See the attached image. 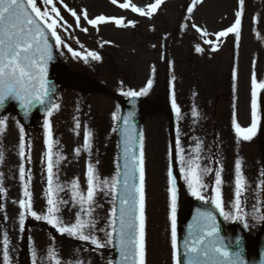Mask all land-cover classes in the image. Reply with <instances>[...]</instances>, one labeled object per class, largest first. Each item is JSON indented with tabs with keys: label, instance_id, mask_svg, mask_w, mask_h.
<instances>
[{
	"label": "snow or ice",
	"instance_id": "obj_1",
	"mask_svg": "<svg viewBox=\"0 0 264 264\" xmlns=\"http://www.w3.org/2000/svg\"><path fill=\"white\" fill-rule=\"evenodd\" d=\"M113 4L117 0H111ZM200 0H192V6L187 8L191 14L193 8ZM164 3V0H155L146 8L131 5V11L138 13L142 17H151L153 13ZM240 8L235 12V21L226 30L216 34V39L228 37L229 34H235L237 45L241 34V17L244 14L245 0H239ZM51 6V8H49ZM43 7V10H42ZM42 7L38 0H0V109H3L9 100L16 101L27 115L32 109L39 105L42 106L47 116L51 117L53 111L60 105L55 102L50 92L55 90L50 86L48 79V70L50 62L54 60V49L58 50L61 46L66 47L68 52L74 58L83 59L88 62L89 58L94 61L101 59L96 51H88L82 55L79 51H73L68 47L58 34L57 21L61 18L60 12L53 4V0H42ZM119 7L128 9V3H122ZM76 18L79 26L80 17L73 11L71 13ZM190 19L191 17H187ZM84 19L87 23L96 26L107 22L109 18L99 15L95 19H88L87 13H84ZM114 19V23L120 27H127L131 24L135 26L134 21L125 23L123 18ZM186 27V25H184ZM193 27H196L193 25ZM85 32L87 29H83ZM202 36L208 33L201 29H196ZM204 43L213 44V41L205 39ZM216 51L215 46L212 47ZM196 51L203 49L197 45ZM235 76V73H233ZM252 101L250 127L244 128L233 118L232 126L235 129L237 142L250 141L256 134L257 129V89L264 90V82H257L255 75L252 77ZM152 87V80L147 82V87L139 91L122 90L121 94L125 97L135 99L146 95ZM172 109L175 112L176 119L181 120V108L178 106L175 96L172 98ZM120 106L117 105L112 119L119 122L123 120L122 128H113L112 131H120L122 140L123 167L118 166L115 176L110 180L101 179L98 170L92 163L87 166L86 173V191L81 188L78 180H72L70 184H62L59 179V165L64 160L63 155L54 151L55 142L51 124L48 119L44 120L45 140L47 151L46 174L47 187L45 189L46 210L37 212L33 210L32 192L29 189L31 181V172H26L24 160L25 136L24 129H20L19 157V179L23 184V198L19 200L21 211L19 217V232H25L26 217L34 218L36 221H44L51 225L57 233L66 234L75 237L79 241L88 242L93 246L94 251L106 248H114L119 259L108 260V264H145V169H144V136L138 133L136 125L132 122L134 113L128 112L121 117ZM192 116L199 114L195 108L192 109ZM5 118L0 115V128L3 127ZM75 127H81L77 121ZM92 132L88 129L84 131L83 150L91 153L92 150ZM81 149H76V155L80 154ZM202 145L196 142L192 155L185 156V149L181 143L179 129L173 147V161L178 157L180 164V175L187 184V188L192 196L208 203L210 202L219 210V215L225 220L243 219L242 216L233 217L232 213L226 212L221 201L220 186L222 183L221 170L214 172L215 196L207 201L202 194V190L208 187L206 177L213 173V167L210 164H202L204 157L201 156ZM3 154L0 153V161H3ZM30 163V158H29ZM235 203L232 207L237 213L243 212L242 198L248 187L242 174V161L235 160ZM56 169V171H54ZM168 191L170 193V221H171V248L175 264H246L241 253L243 247L237 248L240 238L235 241L225 243L220 235V229L217 222V216L213 210L197 209L193 222L188 225V233L184 238L182 252L178 248L177 239V178L173 175L172 168L168 170ZM264 184V180L261 181ZM4 188L0 186V194L4 193ZM70 193V199H65L61 193ZM103 195L110 197L112 208L110 215L105 218L106 227L98 228L99 217L95 214L96 209L102 207L97 197ZM77 208L74 222H65L61 213L69 205ZM264 220V216L258 217ZM248 225L245 224L244 227ZM98 233H103L99 236ZM3 253L2 264H13L10 259V236L7 232L3 234ZM230 247L237 248L230 251ZM48 264H62L58 252L54 248H49L46 253ZM32 264H44L43 258L38 256L35 247L31 250ZM75 264H83L79 259Z\"/></svg>",
	"mask_w": 264,
	"mask_h": 264
},
{
	"label": "rangeland",
	"instance_id": "obj_2",
	"mask_svg": "<svg viewBox=\"0 0 264 264\" xmlns=\"http://www.w3.org/2000/svg\"><path fill=\"white\" fill-rule=\"evenodd\" d=\"M126 1L127 0H117V3H125ZM133 1V4L135 3L137 7L144 8L150 3L155 2V0ZM254 1L255 0H245L244 10L246 16H249V18L253 20L254 25L257 26L260 19L264 18V0H257L259 2V8L257 10H253L255 9V7L252 6ZM186 2L187 0H164L158 13H153L151 17H140L138 13H133L131 11L132 4L130 3H128L130 5L128 9H122L117 6V3L113 4L111 0H53V4L60 12L61 18L57 21L59 26L58 34L61 35L64 43L67 44L68 47H71L73 51L81 52L82 55H86L88 51H96L101 59L99 61H94L89 58L88 62H85L83 59L74 58L72 54L68 52L67 48L63 46L60 48L61 57L64 60V63L72 69L89 71L95 79L99 80L103 86L111 91L116 90L119 91L118 93H121L124 88V91L128 88L139 91L142 88L147 87V82L149 80H152V85L156 81L163 83L166 67L161 62L160 57L162 47L161 43L159 45L158 43L160 42L162 33L163 35L166 34V36L170 35L168 41L173 39L172 44L174 48L178 49V54L175 55V66H173V55L171 54V51L173 50L174 52V49L167 52L169 63L171 62L169 68L171 70L172 67L174 70V72H171L173 73L172 79H174L176 90L183 95L184 92L188 91L189 86V79L188 77L185 78L187 74H194V72L198 71L197 69H201L202 71L207 69L214 71L217 69L220 71L222 67V63L221 66L207 64L206 67H200L199 64H197L194 67H190L193 66V64H188L189 62L185 60V53L183 52L185 49V42L184 40L180 41L182 35L179 32L180 28L178 29V24H180L182 30L185 25V13L187 12L183 11V5H186ZM38 3L42 7V0H38ZM186 6L188 8V5ZM202 7V10L200 9L196 13V17L198 18L196 20H199L204 14H206V17L209 18L207 23L210 26H213L221 25L218 24V18L221 17V19H224V14L230 16L231 12L240 8V5L239 0H210ZM211 7H216L218 9L211 10ZM49 8H51V6H49ZM203 9H205L206 12ZM73 11H75L77 16L80 17L79 26H77L76 18L71 15ZM85 12L87 13L88 19H95L97 15L102 14L117 15L114 14L117 12L120 14L119 16L123 18L125 23L134 21L135 26L133 27L129 24L127 27H120L114 22L112 24L104 23L101 26H92L84 19ZM201 12L202 15L200 17ZM189 15L190 14L188 13V16ZM85 28L87 29L86 32L83 30ZM183 36L185 37L184 34ZM261 39L262 38L255 29L253 41L255 42V50L257 49L258 44L261 43ZM175 40L179 46L175 44ZM168 43H171V40L170 42H167V44ZM229 56L231 59V53H229ZM158 69L159 71L157 75L156 70ZM224 70L225 67H223V71ZM244 72H246V70H243V79L241 80L240 85L241 88L237 87V89L232 91L231 102L235 110L239 111V116H244L247 120V118L250 119L249 98L251 82L248 83V79L244 77ZM155 74L158 77L157 80H154L153 78ZM177 75H180V77ZM183 82H185V84H183ZM79 87L81 88L79 84H74L72 81L65 80L61 89L62 94L60 95L58 103L60 107L57 110L69 107L67 103L72 105L74 98H78L80 104L78 107L79 111H72L71 106L69 107V112L72 117L68 118L70 120H67L66 128L70 129V133H68V136L63 143L65 149H60L59 151L64 154L70 153L75 157L81 158L79 163H73L74 170L72 174L75 175L73 180H78L81 188L86 191V173L90 161L84 157L88 152L83 150L84 141H81V138L82 140L84 138V131L87 129V122H85L87 117L85 111L86 106L89 103L91 104L93 107V111H90L92 112V115L95 114L94 111H102L104 113L105 118L103 121L107 124L105 128L106 131L110 126L115 128V121L112 122V114L115 112L116 108L114 105L115 100L111 94L95 93L86 95L83 91H79ZM82 92V95L79 94ZM229 93V91H219L215 95L210 94L209 99L206 98L204 101V105L209 103L211 106L210 111H215V108H217L216 111H231V107L229 106L230 102L228 101L229 103H227L225 101V99H230ZM197 99L201 100V98ZM162 116L157 117V120L152 126L153 130L157 129L158 140L156 141V144L162 153H158L157 156L154 157L155 165L150 172V183L154 186V200H151L150 196V203L149 205L146 203L145 206V209L147 210L149 208L150 212V227L148 230L145 228V262H147L149 258V264L152 257L160 262H163L164 259V264H166V259L169 263V255H171L172 250L170 221L171 198L168 191L169 188L165 187L168 186L166 181L167 155H165V149H163L165 145V136L162 131L163 125H160L159 123L160 118L164 117ZM77 121H79L81 125L79 129L75 127ZM5 125L8 126V133L13 140L12 145L15 155H19L20 129L23 127H21L15 119L7 120ZM111 133L113 132L111 131ZM24 136L26 141V139L31 137L30 132L25 133L24 130ZM78 148L81 149V151L77 156L76 149ZM246 152H248V149ZM246 177L247 176L244 175L245 181H247ZM147 188L148 186H146V189ZM149 191L151 193L150 189ZM205 194H211L210 190L206 189ZM233 195L234 192L232 191L224 192L221 195V201L230 198ZM15 198L19 199L20 195L13 193V199ZM16 204L19 206V203ZM76 211L77 208L72 206L71 211L65 212V214L62 213L64 221L66 223L74 222ZM18 214L19 212H15V219L19 218ZM95 214L97 215V212ZM101 216L102 215H99V218H101ZM99 234L103 235V233H98V235ZM58 235L62 238L67 252V264H75L77 259L82 261L83 264H97L98 261L96 260V256H94L97 255V253H95L93 249L88 248L89 246L93 247L90 243L79 241L75 237H70L66 234L65 238H63L60 233H58ZM80 245L87 247L81 248ZM78 254H81V256ZM104 255H107V253L104 252ZM100 264H108V257L101 259Z\"/></svg>",
	"mask_w": 264,
	"mask_h": 264
}]
</instances>
